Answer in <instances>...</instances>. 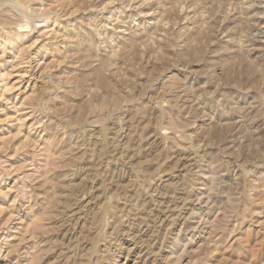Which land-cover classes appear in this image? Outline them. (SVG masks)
Wrapping results in <instances>:
<instances>
[{
	"label": "rangeland",
	"instance_id": "1",
	"mask_svg": "<svg viewBox=\"0 0 264 264\" xmlns=\"http://www.w3.org/2000/svg\"><path fill=\"white\" fill-rule=\"evenodd\" d=\"M0 264H264V0H0Z\"/></svg>",
	"mask_w": 264,
	"mask_h": 264
},
{
	"label": "bare ground",
	"instance_id": "2",
	"mask_svg": "<svg viewBox=\"0 0 264 264\" xmlns=\"http://www.w3.org/2000/svg\"><path fill=\"white\" fill-rule=\"evenodd\" d=\"M7 1H8V0H7ZM262 1H263V0H262ZM5 2H6V1H5ZM110 2H111V1H110ZM142 2H143V1H142ZM142 2H141V3H142ZM2 3H3V2H2ZM7 3H8V2H7ZM9 4H10V3H9ZM12 5H14V4H12ZM140 5H141V4H140ZM7 6H8V5H7ZM10 7H11V6H10ZM10 7L8 6L9 9H10ZM13 8H14V10H15V9L19 10L18 7L16 8V6L13 7ZM12 12L14 13V11H12ZM20 12L23 13V11H20ZM152 12H153V11H152ZM18 15H19V14H18ZM21 15H23V14H21ZM23 16H24V15H23ZM45 16H46V15H45ZM24 17H25V16H24ZM46 18H48V16H47ZM46 18H45V19H46ZM45 19H44V20H45ZM31 20H32V19H31ZM44 20L41 19V20H37L36 22L39 23V22L44 21ZM33 22H34V21H33ZM66 23H67V22H66ZM39 24H40V23H39ZM65 25H66V24H65ZM17 27H18V29H23V28H27V27H29V25H28V22L25 21L24 23H19V24H17ZM65 27H67V26H65ZM22 31H24V30H22Z\"/></svg>",
	"mask_w": 264,
	"mask_h": 264
}]
</instances>
